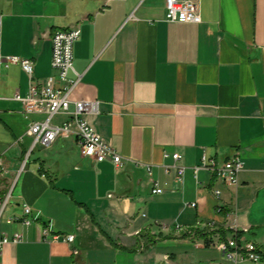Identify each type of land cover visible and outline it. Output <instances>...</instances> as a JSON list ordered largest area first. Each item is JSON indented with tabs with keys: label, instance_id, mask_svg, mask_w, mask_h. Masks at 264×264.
<instances>
[{
	"label": "crops",
	"instance_id": "obj_1",
	"mask_svg": "<svg viewBox=\"0 0 264 264\" xmlns=\"http://www.w3.org/2000/svg\"><path fill=\"white\" fill-rule=\"evenodd\" d=\"M197 1L199 24L167 21L166 0H0V55L32 59L37 82L56 75L54 34L81 28L71 98L98 101L87 119L123 158L85 157L75 136L33 147L28 126L44 116L17 98L30 78L0 65L1 195L11 193L0 239L24 236L0 247V264H231L217 244L236 224L263 251L240 264H264V0ZM204 155L239 156V184L207 170L196 179ZM25 204L31 225L8 222ZM44 228L75 240L44 241Z\"/></svg>",
	"mask_w": 264,
	"mask_h": 264
},
{
	"label": "built area",
	"instance_id": "obj_2",
	"mask_svg": "<svg viewBox=\"0 0 264 264\" xmlns=\"http://www.w3.org/2000/svg\"><path fill=\"white\" fill-rule=\"evenodd\" d=\"M167 14L166 20L169 22L196 23L202 22L200 5L197 0H166ZM1 24V17H0ZM82 30L74 27L70 30H59L53 36V61L52 65L56 71L55 76L47 78L44 82H37L34 75V62L32 59H24L18 56L0 55V65L9 67L12 64H19L30 78L28 95L25 98L17 96L25 104L26 114H40L43 119L32 121L27 129V135L33 138V147L41 145L50 147L60 137L75 136L81 148L82 155L94 159L96 162L110 160L117 166L123 165L121 154L110 145L88 121L87 116L97 113L98 101L96 100H73L71 94L82 80V74L77 72L74 66V44L80 38ZM56 115L66 117L61 125L53 123ZM168 155V154H167ZM175 164L172 166L177 170L178 181L184 182L186 166L183 165V155L174 153ZM171 166H167L169 171ZM244 163L239 156L231 160L218 164L214 159H209L206 155L202 158V163L194 167L196 179L200 170H207L216 175L223 184L238 185L239 173L243 171ZM152 175V167L148 166ZM6 172L3 162L0 159V176ZM153 193L162 194L164 189L160 188L156 180H152ZM2 182L0 180V219L6 211L11 200V193L5 197L1 195ZM214 194L221 198L222 191L216 189ZM192 207L196 203L191 204ZM32 213L31 206L24 205L23 216H14L8 222H22L29 226L32 220L29 218ZM236 235L228 241L217 244L218 248L225 252L226 258L231 264H240L245 261L261 262L263 251L253 242L240 240L237 234L240 232L238 225L235 227ZM43 240L63 241L73 243L75 235L51 233L50 228L42 231ZM24 236L16 233L12 238L5 235L0 239V247L13 242L21 243Z\"/></svg>",
	"mask_w": 264,
	"mask_h": 264
},
{
	"label": "rangeland",
	"instance_id": "obj_3",
	"mask_svg": "<svg viewBox=\"0 0 264 264\" xmlns=\"http://www.w3.org/2000/svg\"><path fill=\"white\" fill-rule=\"evenodd\" d=\"M36 152H38V150H36Z\"/></svg>",
	"mask_w": 264,
	"mask_h": 264
}]
</instances>
